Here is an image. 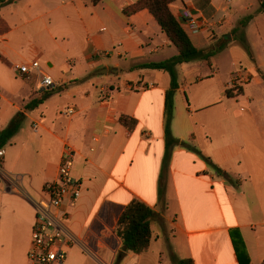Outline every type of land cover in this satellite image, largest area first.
<instances>
[{
	"label": "crops",
	"instance_id": "obj_1",
	"mask_svg": "<svg viewBox=\"0 0 264 264\" xmlns=\"http://www.w3.org/2000/svg\"><path fill=\"white\" fill-rule=\"evenodd\" d=\"M48 1V14L63 36L74 35L72 46L80 55L60 66L67 73L56 93L49 74L54 86L43 92L37 77L18 74L29 88L25 105L8 97L22 89L0 74L1 83L11 87L8 96L0 93V131L17 114L32 129L22 140L16 133L9 148L1 149L0 264L28 263L33 203L44 184L56 180L66 145L75 152L72 175L82 186L66 226L82 244L68 251L64 264H113L121 248L116 222L134 199L156 214L152 238L145 253H127L121 264L264 263V11H256L244 30L250 55L231 35L239 14L258 8L259 1L178 0L169 6L196 49L229 41L224 51L234 71L224 78L211 61H204L209 73L192 62L176 68L170 132L190 149L173 147L166 162L164 101L170 78L163 71L137 69L172 58V45L153 17L145 10L122 14L137 0ZM184 7L207 22L206 30L188 32L180 18ZM250 25L257 29L258 52L249 39ZM6 36L0 32V64L16 72L14 66L29 61L13 60ZM43 57L37 53L32 60ZM47 65L56 67L51 60ZM244 69L250 82L239 93L229 91ZM49 93L26 109L36 96ZM68 109L73 113L65 114ZM122 116L135 126L121 125ZM240 240L246 252L241 262L234 244Z\"/></svg>",
	"mask_w": 264,
	"mask_h": 264
},
{
	"label": "trees",
	"instance_id": "obj_2",
	"mask_svg": "<svg viewBox=\"0 0 264 264\" xmlns=\"http://www.w3.org/2000/svg\"><path fill=\"white\" fill-rule=\"evenodd\" d=\"M9 1L10 0H0V8ZM176 1L178 0H137L134 4L122 10V14L126 17H130L140 11H147L153 17L162 33L167 37L171 45L177 51V54L174 57L165 61L137 66V69L163 71L167 73L170 78L169 88L166 91L164 101L165 162L170 155V150L173 147L183 146L190 149V147L185 143L173 138L170 132L174 95L178 89L176 68L182 64H188L194 61H205L209 63L210 58L215 53L223 50L229 43V41L224 40L222 43H217L213 45L212 48L207 50L196 49L169 9V6ZM258 1V12H263L264 0ZM251 18V16L244 18L231 32L234 40L237 41L249 55L250 50L245 40L244 30ZM227 95L229 96L230 94ZM48 96V94H44L41 99L32 100L26 106V109L29 110L36 107L45 99H47ZM22 119H24V115L17 114L10 121L9 125L0 131V150L18 132ZM119 122L121 125L129 129H132L135 126V121L125 116H122L119 119ZM155 216L156 214L148 206L135 199L123 209L115 226V235L121 242V248L115 256V264H118L127 253L141 255L148 250L152 238L151 222ZM234 244L236 253L241 262L242 259L246 257V252L243 248L242 241L240 240L239 243ZM174 264H193V262L189 259L176 260Z\"/></svg>",
	"mask_w": 264,
	"mask_h": 264
},
{
	"label": "rangeland",
	"instance_id": "obj_3",
	"mask_svg": "<svg viewBox=\"0 0 264 264\" xmlns=\"http://www.w3.org/2000/svg\"><path fill=\"white\" fill-rule=\"evenodd\" d=\"M51 1L48 0H10L8 3L3 5L0 8V32L7 33V40L10 49H7L8 54L16 62L31 61L34 57L37 56V53L44 54L43 58L39 59V64L42 70L49 74L56 85L55 93L60 89L61 79L66 75L67 69L63 66L65 61L72 60L75 57L80 55L79 49L75 46L74 35L66 38L61 33L57 22L54 20L53 16L48 14V3ZM250 8L248 11L242 12L239 14V22L248 16H253L256 11L259 10V7ZM253 24V23H252ZM15 29L14 31H11ZM10 32V33H9ZM257 29L254 25H250L249 28V39L251 44H254V49L256 52L260 51L258 47L261 46L258 43L257 39ZM51 35L56 38V42L51 38ZM256 43L258 46H256ZM73 45V46H72ZM171 47V51L168 50L169 55L174 57L177 54L176 49ZM211 46L210 48H212ZM225 49V48H224ZM221 50L220 52L215 53L211 58V63L218 67L220 74L226 78L228 73L234 71L233 67L231 68V60L226 55V52ZM224 51V55H219ZM219 55V57H217ZM66 59V60H65ZM53 61L56 67L50 69L47 65V61ZM65 60V61H64ZM234 64L237 67H244V62L239 59L233 60ZM82 60L77 61L81 63ZM192 64L197 65L201 64L200 67L203 73H209V67L204 61H194ZM62 68H60V66ZM198 66V65H197ZM0 74L3 75L5 80L9 81V85L19 91L22 89L19 95L15 97H10L7 95L6 91L11 89L7 83H1L3 79H0V93L7 95L14 103L25 105L23 99L25 94L29 93V88L22 84L20 81V76L10 70L6 65L0 64ZM78 82V80H77ZM76 81H72V85L76 86ZM26 94V96H27ZM49 96L52 93L48 94ZM48 96V97H49ZM36 96L35 99H40L43 96ZM32 131L30 123L22 119L20 123L19 130L17 132V138L19 140L25 139L26 136ZM3 148H9V144H6ZM122 260L118 263L121 264ZM115 264V263H113Z\"/></svg>",
	"mask_w": 264,
	"mask_h": 264
},
{
	"label": "built area",
	"instance_id": "obj_4",
	"mask_svg": "<svg viewBox=\"0 0 264 264\" xmlns=\"http://www.w3.org/2000/svg\"><path fill=\"white\" fill-rule=\"evenodd\" d=\"M181 21L190 34L196 35L206 30V21L198 19L190 9L183 8ZM20 76L38 79V90L47 91L54 82L40 67L37 59L14 66ZM250 82L247 70H240L229 83V91L239 90ZM66 110L65 114H72ZM3 151L0 150V159ZM75 158L74 150L66 145L57 169V178L44 184L40 197L33 203L34 223L31 230V241L27 252V264H64L68 251L82 241L67 230L66 222L69 211L79 201L82 192L81 182L72 175Z\"/></svg>",
	"mask_w": 264,
	"mask_h": 264
}]
</instances>
